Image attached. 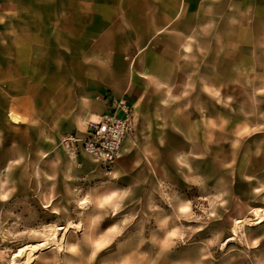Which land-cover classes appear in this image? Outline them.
Listing matches in <instances>:
<instances>
[{
  "label": "rangeland",
  "instance_id": "rangeland-1",
  "mask_svg": "<svg viewBox=\"0 0 264 264\" xmlns=\"http://www.w3.org/2000/svg\"><path fill=\"white\" fill-rule=\"evenodd\" d=\"M53 17L45 2L0 0V128L20 27ZM223 48L200 47V59L214 51L225 73ZM197 86L144 79L137 102L130 89L131 129L108 165L64 141L90 122L62 140L67 157L28 173L19 163L4 172L20 149L0 141V264H264V78Z\"/></svg>",
  "mask_w": 264,
  "mask_h": 264
},
{
  "label": "crops",
  "instance_id": "crops-1",
  "mask_svg": "<svg viewBox=\"0 0 264 264\" xmlns=\"http://www.w3.org/2000/svg\"><path fill=\"white\" fill-rule=\"evenodd\" d=\"M41 2L54 6V17L50 25L20 27L21 64L0 128V141L15 143L20 155L6 158L4 172L10 163L28 173L67 157L62 140L113 110L130 89L137 102L144 79L197 78L200 88L205 76L264 78V0ZM200 30L214 36L200 37ZM210 45L227 47L225 73L214 51L200 59V47ZM12 127L19 138L8 137L17 134Z\"/></svg>",
  "mask_w": 264,
  "mask_h": 264
},
{
  "label": "built area",
  "instance_id": "built-area-1",
  "mask_svg": "<svg viewBox=\"0 0 264 264\" xmlns=\"http://www.w3.org/2000/svg\"><path fill=\"white\" fill-rule=\"evenodd\" d=\"M118 110L122 114H119ZM130 116L126 100L120 98L113 102V110L104 113L97 121H90L84 136L75 134L64 141L68 146L80 141L85 153L108 165L117 157L123 140L131 129Z\"/></svg>",
  "mask_w": 264,
  "mask_h": 264
},
{
  "label": "bare ground",
  "instance_id": "bare-ground-1",
  "mask_svg": "<svg viewBox=\"0 0 264 264\" xmlns=\"http://www.w3.org/2000/svg\"><path fill=\"white\" fill-rule=\"evenodd\" d=\"M239 223H240V221H239ZM242 223V222H241Z\"/></svg>",
  "mask_w": 264,
  "mask_h": 264
}]
</instances>
